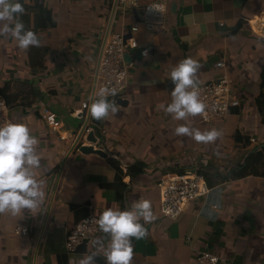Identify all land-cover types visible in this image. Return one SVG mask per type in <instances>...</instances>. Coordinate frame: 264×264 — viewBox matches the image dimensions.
Masks as SVG:
<instances>
[{
	"label": "crops",
	"instance_id": "crops-1",
	"mask_svg": "<svg viewBox=\"0 0 264 264\" xmlns=\"http://www.w3.org/2000/svg\"><path fill=\"white\" fill-rule=\"evenodd\" d=\"M20 2V19L40 44L24 50L10 34L0 35V87L6 88L12 123L27 125L38 139L40 167L33 172L45 195L35 210L0 213V264H79L93 253L96 264H106L107 234L73 254L65 249L66 235L86 217H99L109 207L124 210L138 200L151 202L155 219L144 225L143 239L132 240L131 264H194L204 251L224 258L221 264H264V123L256 102L260 94L264 101V37L256 26L264 0H169L167 30L139 36L151 53L142 58L138 50L130 52L127 92L116 101L118 112L103 120L82 108L92 103L97 85L105 45L100 31H127L142 12L113 14V0ZM189 57L201 65L198 84L216 78V63L226 62L242 101L235 114L205 125L196 116L175 120L166 113L174 87L169 74ZM45 109L62 128H48ZM182 124L220 135L197 142L175 134ZM90 133L106 158L79 151L90 145ZM137 163L143 166L130 171ZM160 163L182 174L200 163L197 172L203 163L222 175L241 165L248 171L216 185L209 197L171 219L160 209ZM177 163L186 167H173ZM17 228L28 229V235L16 234Z\"/></svg>",
	"mask_w": 264,
	"mask_h": 264
},
{
	"label": "clouds",
	"instance_id": "clouds-1",
	"mask_svg": "<svg viewBox=\"0 0 264 264\" xmlns=\"http://www.w3.org/2000/svg\"><path fill=\"white\" fill-rule=\"evenodd\" d=\"M152 9L160 11L162 5L154 4ZM25 9L20 0H0V35L10 34L19 48L27 50L39 46L36 33L26 29L20 19ZM201 65L192 58H185L170 72L174 87L170 93L171 102L165 111L175 120H186L205 111V104L199 98L197 73ZM115 89L102 88L97 98L88 107L95 120L109 118L118 112L120 105L109 96H115ZM178 136H190L197 142L214 141L220 132L216 129L201 132L186 125L175 129ZM38 139L29 127L22 123L0 125V213L16 215L22 210L37 209L44 199L43 181L37 180L33 169L40 167V156L36 146ZM141 219L144 223H141ZM155 219L148 200H138L124 210L111 207L102 211L95 220L101 232L108 235L110 243L105 252L106 264H131L132 240L147 235L145 224ZM79 264H96V256L86 254Z\"/></svg>",
	"mask_w": 264,
	"mask_h": 264
},
{
	"label": "built area",
	"instance_id": "built-area-1",
	"mask_svg": "<svg viewBox=\"0 0 264 264\" xmlns=\"http://www.w3.org/2000/svg\"><path fill=\"white\" fill-rule=\"evenodd\" d=\"M116 11L122 12L124 16L131 11H141L142 18L128 25L127 31H108L101 29V35L106 38L102 52L100 66L97 76V85L93 99L102 88L115 89L116 95L109 96L110 100H121L124 98L130 80V66L125 59L132 51L138 50L142 58H147L151 48L141 46L138 37L152 34L157 36L167 30V15L169 12V0H113ZM154 4L162 5L160 11L151 7ZM252 22V21H250ZM256 26H259L260 35L264 37V16L259 18ZM226 62L216 63L215 69L219 72L216 78L198 84L199 98L205 104V111L196 117L202 123L210 124L214 121L225 119L242 107L240 94L234 89V82L226 72ZM89 102L82 104V108L88 111ZM43 119L48 128L57 131L62 128V123L57 115L48 109L43 112ZM11 121L9 117V106L6 100L0 97V125ZM89 133V130H87ZM252 143L256 139H251ZM96 148V147H95ZM260 148V147H259ZM158 183L160 192V209L163 217L178 219L197 200L207 198L213 191L209 187L204 175L197 171L185 173H162ZM217 207H214V210ZM99 217L91 215L80 220L76 226L68 232L65 238V249L69 254L76 253L87 242L96 241L102 235L95 223ZM16 234L28 235V229L17 228ZM224 258L212 252H201L194 264H221Z\"/></svg>",
	"mask_w": 264,
	"mask_h": 264
},
{
	"label": "trees",
	"instance_id": "trees-1",
	"mask_svg": "<svg viewBox=\"0 0 264 264\" xmlns=\"http://www.w3.org/2000/svg\"><path fill=\"white\" fill-rule=\"evenodd\" d=\"M263 74H264V70H263ZM261 88L262 89L264 88V75H263L262 82H261ZM4 96H6V88L0 87V97L3 98ZM256 102L258 104L260 115L264 123V101L262 99L261 94L257 97ZM94 133H96V131H94ZM246 142L249 143V140H246ZM141 164L142 163H137V165H134L133 167L131 166L129 170L131 171L133 168H141L143 166ZM247 171H248V168L246 167V165H241L238 168L230 171L229 173L222 175L217 171L216 167H214L212 164H208L206 168H202L200 170V173L206 177L209 187L214 188L216 187V185L226 182L227 180H230L231 178H234V179L236 177L240 178V176H242L243 173H247Z\"/></svg>",
	"mask_w": 264,
	"mask_h": 264
},
{
	"label": "water",
	"instance_id": "water-1",
	"mask_svg": "<svg viewBox=\"0 0 264 264\" xmlns=\"http://www.w3.org/2000/svg\"><path fill=\"white\" fill-rule=\"evenodd\" d=\"M115 9H116V4L114 5L113 14L115 12ZM105 40H106V38H105ZM125 59H126V61H128L130 59V55H126ZM84 130H85V128L81 132V135L84 132ZM79 140H80V138L78 139V141L74 145V148L78 144ZM88 141L90 142V145L89 146H81L79 148V151L82 154H84V155H91V154H93V155H97V156L104 157V158H106L108 156L105 150L100 149V148H95V145L97 144L98 140L95 137L94 133H90L89 134Z\"/></svg>",
	"mask_w": 264,
	"mask_h": 264
},
{
	"label": "rangeland",
	"instance_id": "rangeland-1",
	"mask_svg": "<svg viewBox=\"0 0 264 264\" xmlns=\"http://www.w3.org/2000/svg\"><path fill=\"white\" fill-rule=\"evenodd\" d=\"M138 40H139V37H138ZM140 42V41H139ZM215 122V121H214ZM203 124H205V123H203ZM205 125H207V124H205ZM161 133L159 132L158 133V137H162L161 135H160ZM157 142H159L158 140H156L155 139V141H154V144H157ZM251 142V141H250ZM253 144H256V142L255 143H253ZM256 146H257V144H256ZM188 162V161H187ZM189 163V162H188ZM206 163V162H205ZM229 163H231V162H229ZM234 163V162H233ZM161 165H160V167H159V171L161 172V174L163 173H168V172H170V173H176V172H178V171H169V170H167V169H165L166 167L164 166L165 164L164 163H160ZM163 164V165H162ZM167 164V163H166ZM191 164V163H190ZM190 164H187V165H190ZM201 164V163H200ZM200 164L199 165H195L196 166V168L195 167H190V169H192L193 171H196L197 170V167L198 166H200ZM220 164V166H219V169H221V168H224V164H222V163H219ZM203 167L202 168H206L207 167V165L208 164H204L203 163ZM173 167H177L178 169H184V167H186V163L183 165V166H181V164H179V163H177V166H173ZM214 167H217V166H214ZM189 171V170H188ZM198 173H200V172H198ZM201 174V173H200ZM203 175V174H202ZM161 178V177H160Z\"/></svg>",
	"mask_w": 264,
	"mask_h": 264
}]
</instances>
